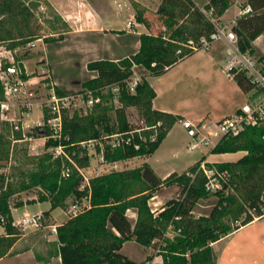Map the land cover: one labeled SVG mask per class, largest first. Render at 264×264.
Returning a JSON list of instances; mask_svg holds the SVG:
<instances>
[{"label": "trees", "instance_id": "16d2710c", "mask_svg": "<svg viewBox=\"0 0 264 264\" xmlns=\"http://www.w3.org/2000/svg\"><path fill=\"white\" fill-rule=\"evenodd\" d=\"M38 1L0 0V43H6L5 47L12 52L40 37L28 22L33 8L39 6ZM184 1L195 11L194 20H179L173 15L160 14L165 32L139 34V48L134 54L117 60L95 59L86 64L94 76L84 80L81 86L94 96H100L101 101L85 115H64L61 138H49L45 142V147L62 145L76 168L67 158L52 159L50 154H45L39 159L37 168L27 173V180L13 183L0 172V214L5 219L3 224L0 223L4 231L0 233V258L8 253L18 237L12 226L9 199L17 192L35 186L48 193L39 199H48L51 209L66 207L69 197L73 203L88 199L87 207L56 226L58 249L50 257L60 256L61 264H149L152 255L136 262L120 252L123 243L131 240L146 248L157 245L162 264H215L212 243L241 225L264 216V126H247L238 135L222 137L218 141L212 152L241 155L235 160L206 162L209 169L215 170L219 183L213 191L206 188L208 178L198 170L203 158L186 171L171 172L164 179H160L149 164L143 163L138 167L92 176L88 186L79 188L83 176L78 168L89 165L87 148L80 142L132 130L125 111L127 107L137 108L147 125H159L155 129L142 130L141 137L136 132L125 135L124 141L115 148L102 139L106 162L152 154L180 118L152 107L156 93L147 76H160L200 50L199 38L208 36L214 29L211 18H207L192 0ZM230 3V0H209L203 8L211 11L212 18H218ZM246 4L251 11L239 17L232 29L240 51L253 53V40L264 34V0H246ZM135 19L139 23L146 22L139 9H136ZM189 40L194 42V47L188 46ZM24 57L15 56L14 63L22 70V79L27 80L33 74L24 72L21 63ZM262 59L264 57L259 58ZM133 64L142 66L149 73L140 78L134 91H130L127 81L134 73ZM234 79L243 90L251 89V83L243 73H237ZM114 84L119 86V104L115 107L107 104L108 98L113 97L111 85ZM103 88L109 89L107 94L101 93ZM56 91L63 94L59 88ZM0 99H3L1 83ZM111 110L115 112V126L111 124ZM38 129L34 128L28 135L35 136ZM154 133L156 137L151 139L150 135ZM21 138V133L16 132L15 139ZM96 149L99 151L98 146ZM8 150V141L0 132V160L8 158ZM64 165L72 168L67 178L60 177ZM222 173L225 176H219ZM167 184L176 185L181 198H171L159 209L152 210L149 201L154 192ZM210 195L214 196L212 209L207 214L195 215L196 205ZM131 209L134 219L128 216ZM45 262L50 264L49 258Z\"/></svg>", "mask_w": 264, "mask_h": 264}, {"label": "rangeland", "instance_id": "374dc122", "mask_svg": "<svg viewBox=\"0 0 264 264\" xmlns=\"http://www.w3.org/2000/svg\"><path fill=\"white\" fill-rule=\"evenodd\" d=\"M195 1L202 4L206 0ZM38 2L39 6L33 8L28 22L33 32L40 37L29 42L30 44L26 43L25 46L16 47L12 52L13 58L15 56H26L23 58V65L25 70L33 74L30 78V83L25 87L27 91L26 98H23L26 104L29 105L22 106L21 104L19 106H10L6 113L7 119L0 117V132H2L8 141L9 146L8 158L6 160H0V172L5 173L7 180L13 183L27 180V173L37 168L39 159L44 157L45 154H50L52 159L57 157L66 158L63 155L56 156L59 149L56 150L55 146L45 147V142L51 138L49 136L51 132L46 126L37 127V129L39 128V133L35 136L28 135V133L36 128L37 119L46 116V112L42 111L37 104L39 102L41 103L49 93L50 82H53L55 88H59L63 94L81 95L84 92L86 93V89L82 88L81 83L92 77V73L86 68V64L89 61L100 58L117 60L126 57V53L133 51L132 49L123 53L119 51L106 56L107 54H102L101 50L98 52L92 50V41L97 42L100 38H96L90 34L79 36L78 34L70 33L69 31L71 29L69 25L62 21L46 0H40ZM109 4L112 8L119 11L123 19L128 17L130 11L126 5V0H109ZM242 4V0H239L238 5ZM232 10L233 8H230L227 16L231 15ZM202 12L207 18L212 16L205 9ZM185 17L186 19H181L180 17L177 19L192 20L190 19L191 17ZM154 21H152L153 26L149 30L150 33L158 34L165 32L161 27L162 22L157 23ZM49 38L53 39L46 40ZM259 42L260 38L255 41L254 48L256 56L262 57L264 56V46L262 44L259 45ZM5 44L0 43V51L2 49L3 52ZM99 44H101V41ZM211 45L209 48H204L180 60L160 76H147V80L151 84L160 87L161 92L158 94L156 103H161L165 107L173 109L176 113L184 115L186 118H193V122H197V119L204 116H208L206 122H213L232 112L234 109L239 108L248 100L251 92L249 90H243L235 81L234 76L228 77L223 70L225 48L219 42ZM133 70L134 73L131 80L135 78L140 80V78L149 73L142 66L135 64H133ZM108 90V88H103L101 93L107 94ZM85 93L84 97L86 96ZM98 97L101 101V97ZM107 104H112L115 107L119 103L117 98L112 97L108 98ZM92 108L85 105L84 101L75 99V104L68 110H65L64 115L71 116L73 113L85 115L92 111ZM125 111L127 120L133 129L146 125L137 108L127 107ZM110 115L111 124L115 126L114 110L110 111ZM20 121L24 122V125L28 124L29 127H24L23 130H15L14 124ZM16 132L21 133V139H15ZM111 134L115 138L117 132ZM188 142L189 137L187 132L178 119L172 125L158 148L147 157L106 162L101 160V152L96 149L97 146L99 147V143L97 144L96 141L91 143L87 142L84 144L87 148L89 165L79 168L78 171L82 174L84 180H89L92 176L134 168L146 161L160 177H166L172 171H186L191 165L199 162L202 158L205 169L208 171L210 167L206 165V162L213 163L221 160H235L241 155V153H229L220 156L211 152L208 147L189 150L187 147ZM101 146H103V143L100 144ZM72 162L69 160L71 166L76 168V164ZM65 166L69 167L71 173V166L64 165L63 167ZM63 167L60 177L67 178L62 175ZM198 170H201L199 166ZM201 171L203 172V170ZM208 173L210 174V171ZM211 183L215 185L213 180ZM47 194L39 186L22 190L10 197V207L12 209L13 207L24 204V202L31 203L34 200H38L41 195L47 196ZM181 196L180 190L176 185L167 184L154 192L153 197L149 201V205L152 210H157L167 200L181 198ZM213 202L214 196L212 195L205 200H200L194 209L195 215L209 213L213 207ZM65 205L66 207L58 206L52 208L51 213L55 221L52 217L50 218L49 211H44L50 209L49 202L46 200L40 204L31 203L25 208L21 207L17 210L15 217L22 216L24 212H28L30 215L38 212H42L43 214L42 226L39 229L33 231L27 229L24 231L15 228L18 232V238L26 236L24 238H28L30 241V243L21 241L17 249H23L22 247L26 244L34 245L33 250L34 254L37 255V259L42 257V259H50V254L56 249V242L50 241V231L47 229V225L55 224V222L61 224L67 219V216L71 217L79 213L82 211V206H88V199L82 198L79 200V206L76 208L73 207V199L69 197L66 199ZM128 216L134 219L132 209L128 211ZM3 232V228L0 226V233ZM53 234L56 235V233ZM120 252L132 260L142 261L148 254L155 257L158 248L157 245L145 248L134 240H131L123 243ZM152 261L149 264H153Z\"/></svg>", "mask_w": 264, "mask_h": 264}, {"label": "built area", "instance_id": "2783aa9c", "mask_svg": "<svg viewBox=\"0 0 264 264\" xmlns=\"http://www.w3.org/2000/svg\"><path fill=\"white\" fill-rule=\"evenodd\" d=\"M251 8L249 5L239 8L238 12L235 13L233 17L234 23L236 20L249 13ZM211 14V11H209ZM128 26L131 22L128 21ZM223 42L225 45V64L223 70L228 77L235 76L237 73H243L245 77L251 83V93L248 96V100L242 104L236 112L233 114L224 116L223 118L211 122H206V119H200L197 122H192L190 120H181V124L187 132L189 137L188 149L194 150L196 148H209L211 152L216 147L218 141L222 137H230L238 135L247 126H264V64H261L257 58H255L248 51H240L237 44V36L232 26L227 23H214V29L208 36H201L198 40L201 45V49L209 48L214 42ZM30 44V43H28ZM194 42L189 40L188 46L194 47ZM0 51V83L3 87V99H0V117L6 118V113L10 106H28L23 98H26V85L30 83V78L27 80L22 79V70L20 67L14 63V58L12 56V51L6 47ZM24 72L26 70L24 68ZM139 82L138 79H129L127 81V86L130 91H134V87ZM111 90L113 93V98L119 96V86L118 84L111 85ZM85 93V92H84ZM84 93L81 95H68V94H58L53 82H50L49 93L46 98L39 102L37 105L46 112V116L38 118L36 121V127L46 126L51 132L49 135L53 139L59 140L62 136V122L65 110H68L75 104V99L84 101L85 105L93 107L95 103L99 102L98 96L92 95L93 93L86 90V96ZM159 123L154 125H145L140 128H134L129 132H117L115 138L113 136L105 135L102 138L90 139L80 142L82 146L86 145L84 143H91L96 141L99 143V152H101L100 158L104 160L103 151L104 144L102 139L107 140L112 148L118 147L123 141L124 136L131 133H138L141 137L142 130L155 129ZM24 127H29L28 124L24 125V122L20 121L14 124L15 130L24 129ZM25 135V134H24ZM113 137V139H111ZM151 139L156 137V134L150 135ZM129 141V138L126 139ZM56 150L59 149L57 155H63L71 162L69 155L64 151V147L60 144L56 145ZM137 147V145H135ZM73 163V162H72ZM199 169L203 170L208 181L206 183V188L210 190H215L219 187L218 180L215 176V171L209 169L210 174L205 169L204 161L199 164ZM79 170V168H78ZM70 170L68 166H65L62 170V175L68 177ZM219 176H225V173L219 174ZM215 182V185L211 181ZM211 183V184H210ZM88 186V180L82 179L79 188L83 189ZM78 202L73 203V207H78ZM85 206H82L83 209ZM178 218L177 216L175 217ZM43 214L42 212L30 215L28 212H24L20 217L12 218V226L14 228H19L21 230H37L42 226ZM5 222L4 216L0 214V223ZM52 233H56V225H47Z\"/></svg>", "mask_w": 264, "mask_h": 264}, {"label": "crops", "instance_id": "0c3cea01", "mask_svg": "<svg viewBox=\"0 0 264 264\" xmlns=\"http://www.w3.org/2000/svg\"><path fill=\"white\" fill-rule=\"evenodd\" d=\"M46 1L55 10V13L62 19V21H64L69 25L71 29L69 31L70 33H74L75 35L78 34L79 36L90 34L96 38H100V40L98 39L97 42L92 41L91 49L97 52L101 50L102 54L104 55L107 54L106 56H108V54L112 55L119 51L122 53L128 52L131 49L133 51L131 53H126V56L134 54L136 50H138L139 48L138 35L141 33H150L149 30L153 26L152 21L155 20L157 23L161 22L159 18L160 14L173 15L174 17L176 18L180 17L181 19H186L185 16H188L191 17L190 19L192 20H194L196 17L194 16L196 15V13L193 10V8L189 6L184 0H126V5L127 7H129V11H130L126 19H123L120 16L119 11H117L116 9L110 6L109 0H46ZM192 1L195 3V5L198 8L201 9V11H203L204 5L209 0L204 1L202 4H199L195 0ZM230 2H231L230 6L225 10V12L221 16H219L218 18H212V16L210 17L212 22L227 23L231 26L235 24L233 21V17L235 13L238 12L239 8L246 6L248 4H246V0H242L243 2L242 5H238L239 0H230ZM230 8H233L232 13L230 16H227V13L230 11ZM136 9L142 11L143 17L145 18L146 22L139 23L136 21L135 19ZM128 21L131 22L130 26H128L127 24ZM161 27H163V25H161ZM117 31H121V33H117ZM259 38H260L259 45L262 44V46H264V34H260L252 42L254 51L253 53H251L258 60L261 57L256 56L254 43ZM100 41L101 44H99ZM219 43L222 45V47L225 48L223 42L220 41ZM201 50L202 49L196 52H199ZM259 62L261 64H264V59L259 60ZM21 63L23 65V59L21 60ZM224 64H225V57H224ZM90 72L92 73V76H94V72L92 71ZM26 73L30 74L28 70H26ZM151 86L154 88V91L156 93V96L152 101V107L154 109L169 112L173 115H178L180 117L178 119L179 121L187 119L193 122L192 120L193 118L191 119L186 118L184 115L176 113V111H174L173 109L169 107H165L161 103H156L158 94L161 92L160 87L154 86L153 84H151ZM237 110L238 108L234 109L232 112L228 113L227 115L233 114ZM200 118L206 119L208 118V116H204ZM199 119L197 120L199 121ZM216 154L221 156V155H227L229 153H216ZM147 156L149 155L136 156V157H147ZM136 157L130 159H134ZM221 161H228V160H221ZM143 163H147V162L144 161ZM143 163L139 164L138 166H141ZM151 168L160 179L165 178V176L160 177L159 174H157V172L154 170V168L153 167ZM172 172H176V171H172ZM176 173H181V172H176ZM168 175L169 174H167V176ZM44 201L45 200L41 201L38 199L32 201L31 203L40 204L41 202ZM46 201L49 202L50 209L44 211H49L50 218L52 217L54 219L51 213L52 209H51L50 201L47 199ZM31 203L24 202V204L22 205L13 207L11 209L12 216L15 217L17 210H19L21 207L25 208L27 205ZM68 218L69 216H67V219ZM55 225L58 226L60 224H57L55 222ZM47 229L49 228L47 227ZM24 237L26 236L20 238L17 237L16 241L10 247L8 253L0 258V264H46L45 262L46 259H42L43 257L42 258L38 257L39 259L36 258L37 255L34 254V250H33L34 245L26 244L25 246L22 247L23 249H17L18 244L21 241L22 242L27 241V243L28 242L30 243L29 239ZM50 237H51L50 241L52 240L56 242V235L53 234L51 231H50ZM212 248L214 251L215 264H264V216L257 217L252 221H250L249 223L241 225L232 232L220 237L217 241L212 243ZM57 249H58V244L56 243V249L52 254H54L57 251ZM152 262L153 264H162L161 256L156 255L155 257H153ZM49 263L61 264L60 256L52 255L49 259Z\"/></svg>", "mask_w": 264, "mask_h": 264}]
</instances>
